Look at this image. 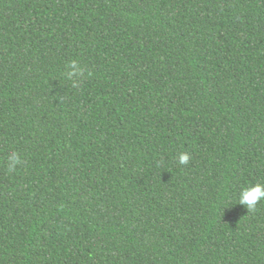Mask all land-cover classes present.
Here are the masks:
<instances>
[{"label": "trees", "instance_id": "16d2710c", "mask_svg": "<svg viewBox=\"0 0 264 264\" xmlns=\"http://www.w3.org/2000/svg\"><path fill=\"white\" fill-rule=\"evenodd\" d=\"M256 184L264 0H0V264H264Z\"/></svg>", "mask_w": 264, "mask_h": 264}, {"label": "clouds", "instance_id": "9594fccd", "mask_svg": "<svg viewBox=\"0 0 264 264\" xmlns=\"http://www.w3.org/2000/svg\"><path fill=\"white\" fill-rule=\"evenodd\" d=\"M69 70L66 72V77L71 79L77 75H83V69L80 68L75 62L68 66ZM13 166L21 163L20 156L13 152V155L8 158ZM190 156L187 153H181L179 157L180 164H187ZM264 200V184H256L254 186L243 189L240 193L239 203L244 204L249 210H255L257 204Z\"/></svg>", "mask_w": 264, "mask_h": 264}]
</instances>
